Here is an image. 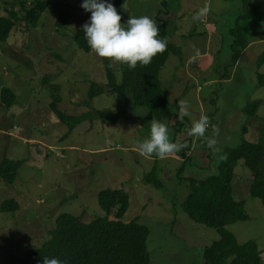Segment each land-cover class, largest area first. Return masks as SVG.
<instances>
[{"label": "rangeland", "instance_id": "374dc122", "mask_svg": "<svg viewBox=\"0 0 264 264\" xmlns=\"http://www.w3.org/2000/svg\"><path fill=\"white\" fill-rule=\"evenodd\" d=\"M22 1L27 8L48 3L34 27L21 19ZM246 1L126 0L116 19L100 0H0V16L12 10L20 18L0 41V89L15 94L10 106L0 103V162L19 164L12 182L0 177V205L17 203L16 210H0V264H15L37 248L62 214L82 223L103 217L97 193L118 188L129 196L121 221L136 219L148 227L150 264L203 263L205 247L220 235L183 212L184 179L215 174L241 141L264 145V86H257V75L264 74V59L258 62L264 21L241 17ZM68 7L70 18L57 29L55 21ZM162 21L166 40L179 48L159 72L173 112L169 124L151 122L144 108L117 94L104 91L86 103L91 82L105 86L104 55L119 83L125 34ZM236 27L243 46L232 64ZM83 28L91 32L88 52L74 42ZM254 100L261 103L247 115L245 107ZM52 101L67 116L93 117L68 132L51 111ZM152 168L161 187L144 181ZM250 181L238 160L232 198L244 203L247 219L222 229L238 244L253 241L264 264V205L249 195Z\"/></svg>", "mask_w": 264, "mask_h": 264}, {"label": "trees", "instance_id": "16d2710c", "mask_svg": "<svg viewBox=\"0 0 264 264\" xmlns=\"http://www.w3.org/2000/svg\"><path fill=\"white\" fill-rule=\"evenodd\" d=\"M100 1L116 19H119L120 10L126 0ZM248 1L250 3L247 11L241 17H256L264 21V0H247L246 3ZM20 7L24 12L21 19L25 27H34L47 9L48 3L35 1L27 8L26 3L22 1ZM69 9L68 7L58 15L55 21L57 29L63 28L70 18ZM19 21L20 18L12 10L5 16H0V41L8 39ZM166 25V22L162 21L156 26L125 34L128 47L121 64L120 82L117 83L104 55L105 86L91 82L86 103L104 91L117 94L129 98L133 106L144 108L146 118L151 122L165 120L169 124L173 112L166 93L161 89L159 72L169 54L176 53L179 48L166 40ZM232 35H237L230 44L231 62L234 64L241 51L237 48L243 46V35L238 27L232 31ZM74 42L78 49L90 51V29H78ZM263 59L264 52L259 57V64ZM257 86H264V74L257 75ZM14 101L15 94L10 89H0V103L3 106L8 107ZM260 103V100L249 102L245 113L254 115ZM176 105L177 102H174L172 106L176 108ZM50 106L56 118L67 125L68 132L83 119L93 117L89 114L67 116L57 108L55 101H52ZM240 159L251 174L249 195L260 199L264 205V145L260 142L241 141L237 147L228 151L226 159L217 167L215 174L204 178L189 176L184 179L187 182L188 194L182 202L183 212L193 221L216 229L220 235L218 240L205 247L202 264H263L262 253L253 241L238 244L232 233L222 229L224 225L247 219L243 209L244 203L232 198L233 169ZM18 166L16 162L3 160L0 162V177L12 182ZM144 181L161 187L160 181L155 177L154 168L144 176ZM96 198L105 213L103 217H95L87 223H82L78 218L66 213L58 216L55 226L48 231L46 240L37 248L28 251L15 264H150L146 247L148 227L138 223L136 219L121 221L128 207L127 192L121 188L104 189L97 193ZM16 209L17 203L13 200L3 201L0 205L1 211Z\"/></svg>", "mask_w": 264, "mask_h": 264}, {"label": "built area", "instance_id": "2783aa9c", "mask_svg": "<svg viewBox=\"0 0 264 264\" xmlns=\"http://www.w3.org/2000/svg\"><path fill=\"white\" fill-rule=\"evenodd\" d=\"M198 128H202V126H201V125H199V126H198Z\"/></svg>", "mask_w": 264, "mask_h": 264}, {"label": "clouds", "instance_id": "9594fccd", "mask_svg": "<svg viewBox=\"0 0 264 264\" xmlns=\"http://www.w3.org/2000/svg\"><path fill=\"white\" fill-rule=\"evenodd\" d=\"M201 126H202V125H201ZM202 128H203V127H202ZM202 128H201V129H202Z\"/></svg>", "mask_w": 264, "mask_h": 264}]
</instances>
